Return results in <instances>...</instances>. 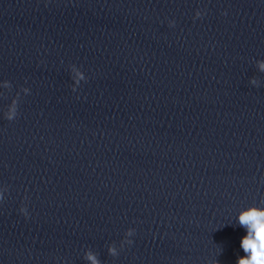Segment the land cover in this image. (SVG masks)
I'll return each mask as SVG.
<instances>
[{
	"label": "clouds",
	"instance_id": "9594fccd",
	"mask_svg": "<svg viewBox=\"0 0 264 264\" xmlns=\"http://www.w3.org/2000/svg\"><path fill=\"white\" fill-rule=\"evenodd\" d=\"M260 67L264 71V62L261 63ZM250 83L255 85V78H252ZM72 90L75 91L76 89L72 88ZM15 117L16 113L13 111L6 119L11 121ZM21 212L26 214V209L21 208ZM239 225L248 229V234L243 236L240 241V247L248 254V257H238L236 264H264V210L252 207L242 212L239 215ZM131 234L129 231L128 235ZM132 243V240L127 241L128 245ZM108 252L112 256L118 255L114 248H109ZM89 259H92L93 264H98L94 257H89Z\"/></svg>",
	"mask_w": 264,
	"mask_h": 264
}]
</instances>
